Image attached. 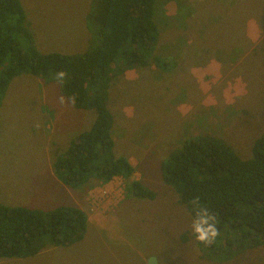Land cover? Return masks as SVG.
Returning a JSON list of instances; mask_svg holds the SVG:
<instances>
[{
    "label": "rangeland",
    "instance_id": "obj_1",
    "mask_svg": "<svg viewBox=\"0 0 264 264\" xmlns=\"http://www.w3.org/2000/svg\"><path fill=\"white\" fill-rule=\"evenodd\" d=\"M21 3L41 53L89 48L92 0ZM153 19L158 38L152 55L161 59L149 56L146 66L120 68L107 104L114 154L128 158L130 179L155 197L133 196L121 177L95 186L107 195L102 202L97 191L89 192L94 186L63 184L53 172L54 158L89 129L94 111L75 108L55 82L16 76L0 103V203L43 210L77 205L104 219L69 245L0 258V264H147L150 258L153 264H264V245L229 257L198 246L193 219L161 170L170 153L200 134L222 138L242 159L251 156L264 132V0H155Z\"/></svg>",
    "mask_w": 264,
    "mask_h": 264
},
{
    "label": "trees",
    "instance_id": "obj_2",
    "mask_svg": "<svg viewBox=\"0 0 264 264\" xmlns=\"http://www.w3.org/2000/svg\"><path fill=\"white\" fill-rule=\"evenodd\" d=\"M154 3L92 0L90 46L66 54L41 53L26 25L21 0H0V103L9 83L29 73L58 84L60 95L75 108L94 111L89 129L75 135L52 164L55 176L71 188L121 177L133 196L156 195L138 179H130L134 167L127 157L114 154V118L107 104L109 84L119 70L146 66L149 56L161 59L152 55L158 38ZM161 170L163 181L175 190L192 219L194 198L216 217L220 235L214 244L201 245L191 230L198 246L229 257L234 251L264 245V132L246 159L220 137H188L162 162ZM87 226V215L77 205L43 210L0 203V258L27 257L50 246L69 245L83 237Z\"/></svg>",
    "mask_w": 264,
    "mask_h": 264
},
{
    "label": "clouds",
    "instance_id": "obj_3",
    "mask_svg": "<svg viewBox=\"0 0 264 264\" xmlns=\"http://www.w3.org/2000/svg\"><path fill=\"white\" fill-rule=\"evenodd\" d=\"M194 218L191 222V230L195 240L204 246L214 244L220 235L216 225V217L209 212L206 206H202L198 198L192 200Z\"/></svg>",
    "mask_w": 264,
    "mask_h": 264
},
{
    "label": "crops",
    "instance_id": "obj_4",
    "mask_svg": "<svg viewBox=\"0 0 264 264\" xmlns=\"http://www.w3.org/2000/svg\"><path fill=\"white\" fill-rule=\"evenodd\" d=\"M130 162V161H129ZM133 166V165H132ZM107 184H108V182H107ZM106 186V185H105ZM91 187H89V189H90ZM99 188V189H98ZM94 191H97V194H96V200L97 201H99V202H102L101 200H104V198L107 196V195H103L102 194V191H100V187H93V188H91L90 190H89V192H94ZM104 204V203H103ZM78 207H80L81 209H82V207L81 206H78ZM84 210V209H83ZM85 213H86V215H87V218H88V226H90V225H96V226H99L100 225V223H102V221L101 220H103L104 219V217L102 218V216L100 215V214H96L95 216H92V215H89L86 211H85ZM93 221V222H92Z\"/></svg>",
    "mask_w": 264,
    "mask_h": 264
},
{
    "label": "water",
    "instance_id": "obj_5",
    "mask_svg": "<svg viewBox=\"0 0 264 264\" xmlns=\"http://www.w3.org/2000/svg\"><path fill=\"white\" fill-rule=\"evenodd\" d=\"M152 260H153V258H150V259L147 261V264H153V263H152Z\"/></svg>",
    "mask_w": 264,
    "mask_h": 264
}]
</instances>
